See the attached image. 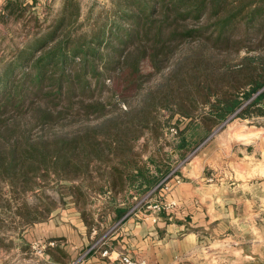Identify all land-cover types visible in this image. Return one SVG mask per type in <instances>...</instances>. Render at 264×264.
Instances as JSON below:
<instances>
[{
    "label": "trees",
    "instance_id": "trees-1",
    "mask_svg": "<svg viewBox=\"0 0 264 264\" xmlns=\"http://www.w3.org/2000/svg\"><path fill=\"white\" fill-rule=\"evenodd\" d=\"M80 14L78 2L64 0L46 30L2 64L0 178L25 191L51 177L74 182L73 201L91 228L93 195L113 209L171 172L148 150L176 114H199L212 131L264 100V0H113L105 19L81 32ZM119 72L132 94L106 83Z\"/></svg>",
    "mask_w": 264,
    "mask_h": 264
},
{
    "label": "rangeland",
    "instance_id": "rangeland-1",
    "mask_svg": "<svg viewBox=\"0 0 264 264\" xmlns=\"http://www.w3.org/2000/svg\"><path fill=\"white\" fill-rule=\"evenodd\" d=\"M75 1L80 4V19L75 24V29L80 32L96 28L113 4V0ZM22 2L20 4L19 0L17 11L0 13V71L5 58H10L36 33L46 30L60 13L64 0ZM149 69L144 66V71ZM158 80V76H153L145 86H152ZM106 83L110 89L122 93L132 94L135 89L120 72L107 77ZM131 101L136 104L137 96H132ZM207 110V107L200 108L201 112ZM163 114L167 116L168 111ZM202 121L199 114L192 120L176 114L165 128L162 139L151 141L148 150V154L157 155L171 171L176 169L182 182L220 187V201L214 212V217L219 220L203 227L200 249L182 263L264 264V100L250 109V116L233 114L212 131H207ZM171 128L177 133H172ZM184 130H187L190 150L182 155L177 144ZM74 184L51 177L35 189L25 191L12 189L0 178V264H78L87 257V248L98 247L100 241L97 242L95 237L92 246H85L72 259L65 238L52 237L44 228L52 217L57 225L71 224L75 217L71 215L73 198L69 194ZM206 193L215 195L210 190ZM145 196L138 197L137 201ZM155 199L160 200L152 194L151 200ZM104 201L102 196H92V202L86 207L92 222V214L97 213L102 223L113 210L105 207ZM2 206L8 209L4 214ZM76 208L79 211V207ZM35 241H54L55 245H48L45 254L40 256L33 248ZM52 251L64 263L50 257Z\"/></svg>",
    "mask_w": 264,
    "mask_h": 264
},
{
    "label": "crops",
    "instance_id": "crops-1",
    "mask_svg": "<svg viewBox=\"0 0 264 264\" xmlns=\"http://www.w3.org/2000/svg\"><path fill=\"white\" fill-rule=\"evenodd\" d=\"M9 1L0 0V13ZM172 182L168 193H157L155 198L174 199L178 206L160 212L156 221L149 209L138 205V197L134 196L130 202L115 206L102 223L97 213L92 214L94 222L91 228L85 223L80 209L77 210L79 204L72 201L70 211L75 218L70 225H57L52 217L48 226L44 224V228L50 231L52 237L65 238L72 259L85 246H92L93 239L97 237L96 241H100L98 247L87 248V257L78 264H119L118 257L121 254L146 259L150 264H183L182 260L193 256L200 249L203 227L219 220L214 217V212L220 201V187H203L201 182L195 186L190 182ZM209 190L215 195H208L206 192ZM69 195L73 197L71 193ZM112 222L113 225L108 227ZM39 224L43 225L42 222ZM114 225L116 227L113 229ZM104 250H108L109 254L104 255ZM58 262L64 263L61 260Z\"/></svg>",
    "mask_w": 264,
    "mask_h": 264
},
{
    "label": "built area",
    "instance_id": "built-area-1",
    "mask_svg": "<svg viewBox=\"0 0 264 264\" xmlns=\"http://www.w3.org/2000/svg\"><path fill=\"white\" fill-rule=\"evenodd\" d=\"M172 133H177L175 128H171ZM176 169L172 170L156 187H154L150 192L146 194L145 197L141 198L138 201V205H144L147 209L150 210L151 216L154 221L157 220L158 214L163 210H171L178 206V202L174 199L172 200H151L152 194L163 193L166 194L171 190L173 185L172 180H175L177 183L181 182V179L176 173ZM48 245H55L54 241H49L44 243L41 241L33 242V248L36 249V253L40 256L45 254L46 248ZM108 250H104V255H108ZM119 264H150L146 259H136L130 256L129 254H121L118 257Z\"/></svg>",
    "mask_w": 264,
    "mask_h": 264
}]
</instances>
